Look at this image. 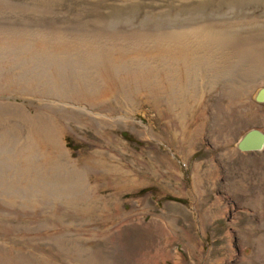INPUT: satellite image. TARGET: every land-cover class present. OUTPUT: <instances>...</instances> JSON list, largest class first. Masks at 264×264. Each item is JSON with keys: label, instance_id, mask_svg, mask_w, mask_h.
<instances>
[{"label": "rangeland", "instance_id": "1", "mask_svg": "<svg viewBox=\"0 0 264 264\" xmlns=\"http://www.w3.org/2000/svg\"><path fill=\"white\" fill-rule=\"evenodd\" d=\"M199 27L209 33L173 38ZM52 30L147 42L128 60L156 66L172 34L179 75L157 67L150 91L100 56L81 66L69 38L52 48ZM188 52L196 64L180 61ZM262 87L264 0H0V264H264V149L237 147L264 132ZM25 109L80 177L58 179L55 157L30 151L12 117ZM160 219L173 230L164 259Z\"/></svg>", "mask_w": 264, "mask_h": 264}, {"label": "bare ground", "instance_id": "2", "mask_svg": "<svg viewBox=\"0 0 264 264\" xmlns=\"http://www.w3.org/2000/svg\"><path fill=\"white\" fill-rule=\"evenodd\" d=\"M2 28V27H1ZM28 29V28H27ZM26 32V31H25ZM51 32H53V35L55 36V34H57L58 36H60V39L55 41L52 46V48L54 49H61L62 45L66 44L68 42L71 43V48L78 54V57H82V56H85L86 62H82V63H79L77 62L78 64H80L81 66L83 67H87L89 65H93V64H90L92 63V59L91 57L93 56H97V57H101L102 59V63L101 65L104 66V68H106L105 66H107V69L109 68L110 70L112 69L113 72H117V74H124L126 75V77H129L131 78V81H134L135 80H138L140 79L141 76H144L145 78V87L147 89H149L150 91H152L153 89L155 90V88L157 89L158 87H160V83L159 81L157 80V75L154 73V71L156 70V68L158 67V70L159 71H162L165 75V78H170V76H178L179 75V66L178 64H176V61L179 59H173V57L169 58L168 55L169 54H172L171 53V44H169V39L171 38L170 35H167L166 37H164L165 39V42L161 44H158L161 46V52H163V57H161V61L160 63H162L160 66V63L157 64V66L155 65L154 61H155V58L152 56V55H148L147 58H143L141 57L140 59H135V60H128V57H127V52L128 51H131L132 49H135V48H138V47H143L142 45H149V44H146L147 42H144V41H140V40H134V42L132 41V43H123L122 42V45L120 44H116V43H113V44H110L111 42L108 41V42H105V43H102L103 40L100 39L99 36H95L94 38H87V37H82V36H72V37H69V36H66L65 35H62V33H60V31L58 30H52ZM178 33V32H177ZM176 35H174L173 38H178L180 39L182 36L183 37H186V36H196L198 37L199 35H201L202 33H209L208 32V29L206 30L204 27L202 28H192V29H188V31L186 33H178ZM35 35V34H34ZM56 35V37H57ZM69 35V34H68ZM92 36V35H91ZM55 38V37H54ZM59 38V37H58ZM57 38V39H58ZM69 38V40L67 39ZM137 38V37H136ZM126 39V38H125ZM66 41L68 40L67 43H63L62 41ZM114 40V39H113ZM122 40V39H121ZM107 41V40H106ZM119 43V42H118ZM192 44V43H191ZM199 45V44H198ZM122 46V47H120ZM153 46V45H152ZM152 46H150L152 48ZM160 46H155L153 48H157V47H160ZM190 46V45H189ZM104 47L107 48V50H104ZM149 47V48H150ZM191 47H193V45H191ZM205 44L204 43H201L200 46L197 47V49H202L204 48L205 49ZM102 48V49H100ZM189 48V47H188ZM185 50V49H184ZM194 50V49H193ZM71 51V50H70ZM107 54H106V52ZM197 51V50H196ZM203 51V50H202ZM74 52V53H75ZM187 52V51H186ZM201 52V50H200ZM115 53H119V59H115L114 57L112 58V55L114 56ZM193 53H195L193 51ZM106 54V55H105ZM165 54V55H164ZM174 54V53H173ZM172 54V55H173ZM189 52L187 54H185L186 56L183 57L182 55V58L180 59V61H185L187 62L188 61V64L191 62L196 64L198 61V59H196V55H192L191 56V52H190V56L188 55ZM74 56V54H71ZM70 55V57H71ZM199 56V55H198ZM197 56V57H198ZM201 56V55H200ZM77 57V58H78ZM179 57V56H178ZM91 59V60H90ZM98 59V58H95V60ZM105 59H106V62L105 63ZM189 59V60H188ZM200 59V58H199ZM78 60V59H77ZM81 60V59H80ZM91 62H90V61ZM73 61V60H72ZM74 62V61H73ZM98 62V61H96ZM179 62V60H178ZM99 64V63H98ZM201 64V63H200ZM79 65V66H80ZM192 65V66H193ZM191 66V65H190ZM190 69V68H189ZM191 71V70H190ZM182 73V72H181ZM135 74V75H134ZM180 77V76H179ZM192 77V76H191ZM195 78V77H194ZM197 78V77H196ZM20 79V78H19ZM35 80V79H34ZM173 81V80H172ZM34 82V81H33ZM179 83V82H178ZM38 85V84H37ZM124 87L123 89L127 90L126 86L127 84H123ZM168 85H171V84H168ZM56 86V85H55ZM57 87V86H56ZM168 87V86H167ZM166 87V88H167ZM177 87V86H176ZM175 87V88H176ZM63 89H65L64 87H62ZM170 88V86H169ZM134 90V89H133ZM176 90V89H175ZM192 91V90H191ZM127 92V91H126ZM164 92H167V89L166 91ZM181 92V91H180ZM163 93V92H162ZM174 93V92H173ZM152 94V93H151ZM167 94V93H166ZM175 94V93H174ZM173 94V95H174ZM163 95V94H162ZM235 96H241V94H236ZM26 110V109H25ZM23 110V115L22 114V111L19 112L16 111L18 114H15L13 115L12 117L17 119V120H21L23 121V125H26L25 127H23L21 129V125L17 128V130L19 132H21L22 134H24L27 130V142L30 143V145L32 146L31 147V150L30 151H35L37 152V155H40L38 156L45 164L47 163H50L54 160V157H55V162L57 163V165L59 166L58 168V171H56V176H58L57 178L58 179H61L66 182H72V180H75L73 178H75V176L77 177L78 174H79V170L76 168L77 164L76 162L74 161V159L72 158L71 156V153L65 148L64 146V142L62 141V139L60 137H58L57 135H51L49 136L48 134L46 135L45 132L42 134H39V131L40 129H37L39 128V125H44L43 123H40V120L36 117V116H32L31 114H29V112H27V110L25 111ZM11 117V118H12ZM33 125L37 126V128L35 127H32ZM35 128V129H34ZM42 129V128H41ZM36 130V131H35ZM38 132V133H36ZM41 132V131H40ZM57 132V131H56ZM59 132V131H58ZM64 133V131L62 132V134ZM47 136L49 137V139H46V140H49V144L51 146V149H44L41 151V149L39 148L40 145H42L38 140H37V137L38 139L41 138L40 136ZM44 136V137H45ZM25 138V137H24ZM46 138V137H45ZM190 138V137H189ZM44 138L42 137V140ZM41 140V139H40ZM41 140V141H42ZM189 140V139H188ZM45 141V140H43ZM187 141V140H186ZM10 142V141H9ZM25 142V141H24ZM26 142V143H27ZM43 144H45L43 142ZM19 145V144H18ZM25 145V144H24ZM28 145V144H27ZM5 146V145H4ZM17 146V145H16ZM29 146V145H28ZM45 146V145H44ZM48 146V145H46ZM45 146V147H46ZM49 146V147H50ZM26 147V146H25ZM11 148V147H10ZM5 151V150H4ZM54 156V157H53ZM79 168V167H78ZM79 177H80V174H79ZM81 180V179H80ZM62 183V182H61ZM84 184V183H83ZM62 185V184H61ZM60 188V187H59ZM75 188V187H74ZM84 190V189H83ZM63 193V192H62ZM72 193V192H71ZM65 194V193H64ZM66 195V194H65ZM84 198V196H83ZM88 199V198H87ZM74 200V198H73ZM260 200V199H259ZM64 202V201H63ZM75 203V202H74ZM263 214V213H262ZM159 223H156V226L158 228V230H160V234L161 236L165 237L166 241L162 242V246L158 247L157 249V254H158V258L162 259L164 254L168 253V249H167V246L170 244L169 242V239L171 237V234H172V231L170 230H167L164 228V224H165V221L164 219H160ZM169 225V224H168ZM170 226V225H169ZM168 226V227H169ZM170 228V227H169ZM172 229V228H171ZM159 245V244H158ZM157 246V245H156ZM170 247V246H168ZM1 253V252H0ZM4 253L2 252V255ZM9 255V254H8ZM5 256V255H4ZM15 257V256H14ZM1 258V257H0ZM164 259V258H163ZM4 261V260H3ZM144 261V260H143ZM25 263V262H24ZM177 264H180V262H177Z\"/></svg>", "mask_w": 264, "mask_h": 264}, {"label": "water", "instance_id": "3", "mask_svg": "<svg viewBox=\"0 0 264 264\" xmlns=\"http://www.w3.org/2000/svg\"><path fill=\"white\" fill-rule=\"evenodd\" d=\"M254 96L256 101L264 102V87L260 88ZM237 147L243 151L264 149V132L258 128L249 129L239 139Z\"/></svg>", "mask_w": 264, "mask_h": 264}]
</instances>
